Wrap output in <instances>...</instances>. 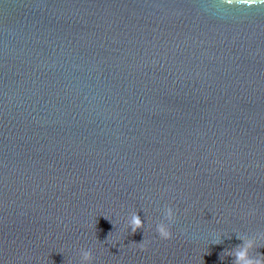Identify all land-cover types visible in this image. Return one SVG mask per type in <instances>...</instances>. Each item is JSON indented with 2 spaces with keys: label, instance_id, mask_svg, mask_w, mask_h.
<instances>
[{
  "label": "water",
  "instance_id": "95a60500",
  "mask_svg": "<svg viewBox=\"0 0 264 264\" xmlns=\"http://www.w3.org/2000/svg\"><path fill=\"white\" fill-rule=\"evenodd\" d=\"M259 232L264 3L0 0V264H233Z\"/></svg>",
  "mask_w": 264,
  "mask_h": 264
},
{
  "label": "clouds",
  "instance_id": "9594fccd",
  "mask_svg": "<svg viewBox=\"0 0 264 264\" xmlns=\"http://www.w3.org/2000/svg\"><path fill=\"white\" fill-rule=\"evenodd\" d=\"M228 2L229 4H232V0H228ZM258 2L264 3V0H239V4L242 5H255ZM163 211L164 217L157 223L156 231L162 239L169 240L173 237L172 224L176 219V209L171 205H167ZM254 212L255 210H253L252 214H254ZM144 226V220L137 211H133L129 214L127 227L131 229L133 234L139 229L144 228ZM238 238L243 242L224 252L235 258L233 264H264V254L257 252L256 254H253L255 249L264 247V244H258V240L264 241V232H259L257 235L251 236L248 234H240L238 235ZM148 243L149 241L143 239V241L139 243L140 249H146ZM219 243H222V241L218 238L215 244ZM94 259V253L90 248L81 250V264H92Z\"/></svg>",
  "mask_w": 264,
  "mask_h": 264
}]
</instances>
